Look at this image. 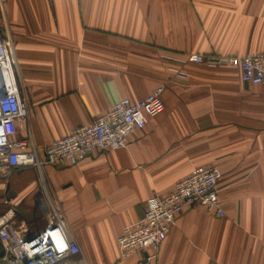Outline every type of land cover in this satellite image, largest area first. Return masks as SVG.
Listing matches in <instances>:
<instances>
[{"label":"crops","instance_id":"crops-1","mask_svg":"<svg viewBox=\"0 0 264 264\" xmlns=\"http://www.w3.org/2000/svg\"><path fill=\"white\" fill-rule=\"evenodd\" d=\"M5 34L28 109L16 138L41 153L120 98L158 91L164 103L124 147L0 178V202L25 203L21 232L61 214L77 264H264V87L233 67L185 61L264 52V0H0ZM198 166L221 170L224 215L185 207L155 257L120 259L124 226Z\"/></svg>","mask_w":264,"mask_h":264},{"label":"built area","instance_id":"built-area-1","mask_svg":"<svg viewBox=\"0 0 264 264\" xmlns=\"http://www.w3.org/2000/svg\"><path fill=\"white\" fill-rule=\"evenodd\" d=\"M185 61L210 67H233L239 71L242 83L264 87V52L236 56L192 53L186 55ZM16 69L14 43L5 34L0 37V178L8 177L19 167L33 166L41 171L46 164H76L95 151L124 147L132 133L143 129L149 117L164 109L158 91L135 102L127 97L120 98L91 123L73 128L41 153L30 136L16 138L18 124L28 114L25 97L17 85ZM221 177L217 166H198L178 180L166 195L150 196L138 220L124 226L117 237L120 259L147 249H152L154 253L150 257H155L177 215L185 207L198 206L224 215L218 201ZM12 200L7 194L0 202L5 208L0 213V264H77L75 256L79 247L61 214L55 212L52 224L25 234L15 223ZM42 207L54 210L46 199Z\"/></svg>","mask_w":264,"mask_h":264},{"label":"rangeland","instance_id":"rangeland-1","mask_svg":"<svg viewBox=\"0 0 264 264\" xmlns=\"http://www.w3.org/2000/svg\"><path fill=\"white\" fill-rule=\"evenodd\" d=\"M4 198L1 197V200ZM11 205L13 206L14 210H15V216H14V220L16 224H21L23 221L25 223V203H23L22 201H20L19 203H15L14 200H12ZM2 210H4L5 208L2 207Z\"/></svg>","mask_w":264,"mask_h":264}]
</instances>
